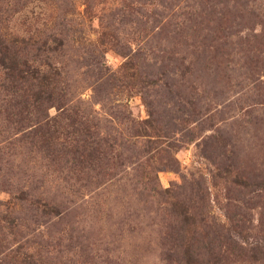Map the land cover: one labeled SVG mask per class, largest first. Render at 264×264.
Masks as SVG:
<instances>
[{"label": "rangeland", "instance_id": "374dc122", "mask_svg": "<svg viewBox=\"0 0 264 264\" xmlns=\"http://www.w3.org/2000/svg\"><path fill=\"white\" fill-rule=\"evenodd\" d=\"M0 40L80 106L12 143L0 62V264H264V0H0Z\"/></svg>", "mask_w": 264, "mask_h": 264}, {"label": "trees", "instance_id": "16d2710c", "mask_svg": "<svg viewBox=\"0 0 264 264\" xmlns=\"http://www.w3.org/2000/svg\"><path fill=\"white\" fill-rule=\"evenodd\" d=\"M29 52L12 51L7 42L0 40V62L4 64L5 79L2 85L8 90L6 92L7 102L4 111L8 109L9 112L7 111L6 114H16V119L14 121L9 120L8 124L10 126L11 124L24 126L28 113H32L35 116V123L29 125L31 128L21 127L11 131L9 138H11L12 143H19L23 139H29L30 135H26L28 129H37L42 125L47 126L49 121L46 120V115L48 114L46 109L50 106H55L61 111L70 110L72 114L80 113V106L73 103V98L67 95L69 93L68 84L64 80H60L63 75L61 68L52 66L50 62L53 61L48 60V57L52 59L56 57L57 50L53 48L47 50L36 48L31 51L28 57ZM42 55L47 57V59L42 58ZM29 63L34 64L30 65ZM44 65L48 66V68L46 69ZM29 78L37 79V82L33 83ZM30 109L31 111L27 113V110ZM22 122L24 124H21ZM37 125L38 127H36ZM147 127L155 128V125L149 123ZM141 132H143V135H150L146 129ZM28 134H30V131ZM142 134L137 133V135ZM85 135L86 137L91 136L87 132H85ZM32 136H35V134L33 133ZM86 137L74 139L75 153L78 155L76 158L78 161L89 164L93 168L94 161L100 157V142L95 136H92L90 141H87ZM51 138L50 134L40 133V141L46 146L49 145ZM31 141L33 142L34 140L31 139ZM32 207L42 213L46 212L45 208L40 207L38 204ZM58 213L55 212L54 214L57 215ZM189 248L190 244H186L185 251L187 254H189Z\"/></svg>", "mask_w": 264, "mask_h": 264}]
</instances>
